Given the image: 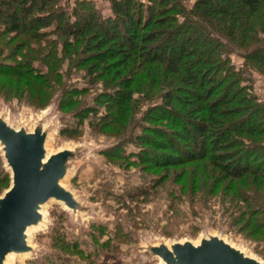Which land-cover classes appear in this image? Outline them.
Returning a JSON list of instances; mask_svg holds the SVG:
<instances>
[{"label": "trees", "instance_id": "16d2710c", "mask_svg": "<svg viewBox=\"0 0 264 264\" xmlns=\"http://www.w3.org/2000/svg\"><path fill=\"white\" fill-rule=\"evenodd\" d=\"M59 2L0 0V89L15 84L18 92L21 83L40 108L54 92L67 94L60 109L79 124L103 103L107 112L93 123L121 139L109 148L129 141L138 149L133 162L157 167L200 163L208 177L236 182L234 196L252 208L245 223L264 225L263 201L237 183L264 184V102L242 84L247 69L234 71L221 57L229 45L242 48L264 71V0H196L187 11L181 0L146 10L137 0H110L107 16L86 0L71 9ZM72 68L84 72V87L69 86ZM97 86L95 104L87 103L83 94ZM141 98L149 102L142 131L129 135Z\"/></svg>", "mask_w": 264, "mask_h": 264}, {"label": "rangeland", "instance_id": "374dc122", "mask_svg": "<svg viewBox=\"0 0 264 264\" xmlns=\"http://www.w3.org/2000/svg\"><path fill=\"white\" fill-rule=\"evenodd\" d=\"M59 1L69 9L74 7V0ZM86 1L104 16L111 12L110 0ZM195 1L181 0L186 11ZM137 2L146 10L154 7L156 0ZM182 19V15L177 16L179 23ZM258 35L264 37L262 32ZM228 47L221 57L229 60L228 67L234 71L247 69L242 84L249 86L257 102H264L262 64L246 61L242 48ZM85 81L82 69L72 68L69 86L84 87ZM100 87L83 94L87 103L95 104L92 98ZM18 89L19 93L15 84L2 86L0 116L10 125L23 126L28 131L42 120L49 129L45 144L48 155L66 148L79 153V159L72 161L62 183L83 208L72 213L55 199L45 203L40 209L41 222L27 231V243L32 251L11 254L5 264H161L159 257L147 252L148 245H156L159 240L166 244L187 239L198 243L207 235L220 236L264 264V225L245 223L244 211L252 208L234 196L236 182L208 177L207 169L202 172L200 163L168 168L135 163L131 159L136 156L129 158L132 152H138L133 143L128 141L119 150L116 146L109 148L121 139L107 135L102 124L93 123L106 114L103 103L97 105L99 109L92 122L89 116L79 124L71 109H60L59 104L64 103L67 94L57 99L54 92L49 104L40 108L34 104L38 96H27L21 83ZM147 103L141 98L138 108L135 107L133 121L138 124H132V128L129 125V135L142 131L139 121ZM65 127L77 128V132L68 137L60 133ZM122 150L125 157L116 153ZM10 177L0 150V195L10 186ZM240 182L237 181L251 196L255 193L264 203V184L256 188Z\"/></svg>", "mask_w": 264, "mask_h": 264}, {"label": "water", "instance_id": "95a60500", "mask_svg": "<svg viewBox=\"0 0 264 264\" xmlns=\"http://www.w3.org/2000/svg\"><path fill=\"white\" fill-rule=\"evenodd\" d=\"M48 131L42 120L28 131L0 116V150L11 174L10 186L0 195V264H5L9 253L32 251L27 231L41 222L40 209L48 201L55 199L72 213L82 211L81 203L62 183L79 153L66 148L46 154ZM147 252L159 257L161 264H261L218 235L202 236L198 243L159 240L148 245Z\"/></svg>", "mask_w": 264, "mask_h": 264}, {"label": "bare ground", "instance_id": "6f19581e", "mask_svg": "<svg viewBox=\"0 0 264 264\" xmlns=\"http://www.w3.org/2000/svg\"><path fill=\"white\" fill-rule=\"evenodd\" d=\"M11 254H12V253H9L8 255H6V257H5L6 261H7V259L10 258Z\"/></svg>", "mask_w": 264, "mask_h": 264}]
</instances>
